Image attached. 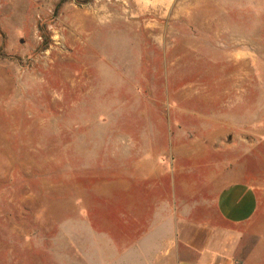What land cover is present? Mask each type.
Wrapping results in <instances>:
<instances>
[{"label":"rangeland","instance_id":"rangeland-1","mask_svg":"<svg viewBox=\"0 0 264 264\" xmlns=\"http://www.w3.org/2000/svg\"><path fill=\"white\" fill-rule=\"evenodd\" d=\"M239 179L264 0H0V264H152L142 184Z\"/></svg>","mask_w":264,"mask_h":264},{"label":"crops","instance_id":"crops-1","mask_svg":"<svg viewBox=\"0 0 264 264\" xmlns=\"http://www.w3.org/2000/svg\"><path fill=\"white\" fill-rule=\"evenodd\" d=\"M232 182L142 184L150 263L264 264V185Z\"/></svg>","mask_w":264,"mask_h":264}]
</instances>
